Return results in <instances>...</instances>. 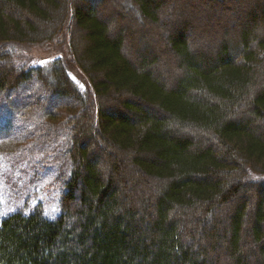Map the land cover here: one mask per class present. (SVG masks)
<instances>
[{
    "label": "trees",
    "instance_id": "1",
    "mask_svg": "<svg viewBox=\"0 0 264 264\" xmlns=\"http://www.w3.org/2000/svg\"><path fill=\"white\" fill-rule=\"evenodd\" d=\"M199 1L131 0L134 29L108 0H0V94L33 81L66 99L47 129L69 163L54 218L36 206L0 220V264H264V133L252 120L264 119V86L249 91L264 67V4L211 52L195 28L227 10ZM63 34L68 55L46 67L17 58ZM246 99L248 117H234Z\"/></svg>",
    "mask_w": 264,
    "mask_h": 264
},
{
    "label": "rangeland",
    "instance_id": "2",
    "mask_svg": "<svg viewBox=\"0 0 264 264\" xmlns=\"http://www.w3.org/2000/svg\"><path fill=\"white\" fill-rule=\"evenodd\" d=\"M130 1L108 0V4L118 11L114 18L116 22L138 29L144 24L140 22ZM209 1L203 0L197 4L206 5ZM255 2L263 7L264 0H221L216 10L225 7L227 11L223 15L213 12L212 18L204 20L206 26L195 28L193 41L211 52H217L218 45L224 39L228 44L237 41L240 30L248 24V8L253 9ZM149 28L151 31H160L153 26ZM148 29L147 35L151 32ZM258 30L264 33V27L258 26ZM167 32V28L160 32L164 40ZM140 33L128 37L131 46L140 45ZM67 41V36L63 34L48 45L24 47L17 52V58L31 65L46 67L53 58L68 55ZM128 49L136 57L144 53V49L138 46ZM159 50L162 49L159 47ZM166 59L159 58V70L168 75H178L175 67L170 70L162 67ZM69 74L80 90L86 88L85 77L76 67H72ZM257 74V82L250 87V93L264 86V67ZM32 82L18 90L0 94V220L15 211L28 214L36 206L41 207L45 217L54 218L59 213L60 195L69 174L63 135L51 137L47 129V121L53 119L55 111L63 108L67 100L54 94L45 95L43 91L34 93L36 89ZM247 103V99L242 100L231 111L232 115L237 118L248 117ZM252 120L259 132L264 133V119L252 117ZM186 132L190 133L189 130ZM198 135L196 137H201V142L205 144L210 133L199 132ZM116 154H119L118 157L123 156V153Z\"/></svg>",
    "mask_w": 264,
    "mask_h": 264
}]
</instances>
